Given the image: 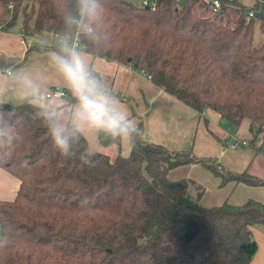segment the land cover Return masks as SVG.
I'll list each match as a JSON object with an SVG mask.
<instances>
[{"label":"trees","instance_id":"obj_1","mask_svg":"<svg viewBox=\"0 0 264 264\" xmlns=\"http://www.w3.org/2000/svg\"><path fill=\"white\" fill-rule=\"evenodd\" d=\"M153 1L156 6L147 7L102 0L108 25L97 26L96 39L65 23L76 0H0V30L21 20L25 36L54 37L56 45H40V51L57 50L65 35L73 42L78 37L81 51L131 67L199 113L213 111L235 127L247 120L249 147L262 149L256 143L260 138L264 145V41L257 46L255 39L258 25L264 33V20L248 18L242 2L225 3L211 16L204 0ZM10 66L21 64L0 56V68ZM70 101L63 109L48 105L66 118ZM0 103L14 113L18 134L0 169L19 183L14 200L0 201V240H7L0 264H251L258 251L253 228L264 227V203L206 207L199 203L204 189L170 173L197 164L222 186L264 187V179L143 136L128 156L120 152L122 142L99 137L118 154L97 152L91 157L97 166L89 167L78 156L59 154L28 102ZM73 151L90 154L85 136Z\"/></svg>","mask_w":264,"mask_h":264},{"label":"crops","instance_id":"obj_2","mask_svg":"<svg viewBox=\"0 0 264 264\" xmlns=\"http://www.w3.org/2000/svg\"><path fill=\"white\" fill-rule=\"evenodd\" d=\"M13 29L0 30V56L13 66L17 64H21V66L18 69L12 68V66L5 69L0 68V85L16 90L11 95L0 97V102L13 105L27 102L24 99L23 85L20 80V77L25 74L41 88L42 101L50 89L61 88L66 91L61 77L44 54L56 50L54 48H47L44 51L36 49L40 45L47 47V42L54 40V37L42 35L36 38H25L22 26L16 31ZM87 59L92 67L110 83L120 98L122 106L139 124L143 125L145 141L161 145L174 152L189 150L197 157L217 159V163L235 173L248 172L264 179V150L254 149L249 145L240 150L233 149L231 146L236 139L248 143L252 139L250 124L247 120L243 121L233 132V127H230L231 125L221 115L213 111L205 113L195 111L131 67L109 61L103 57H94L88 53ZM8 71L11 72V75L8 74ZM63 99L53 100L50 103L62 106L68 103L70 96ZM84 136L87 139L90 154L104 152L112 157L118 154V148L115 146L102 147L95 133L85 132ZM130 151L131 146L127 141H123L121 154L128 156ZM190 165L200 168L195 164ZM176 172L175 175H172L171 171L170 178L172 180H180L178 178L182 176V173L181 171ZM189 177L197 178L193 174H190ZM211 181V187L208 189L216 196V202H212L210 197L206 199L205 194L202 202L207 207H212L217 202L221 205L230 191V188L219 189V180L211 179ZM18 184L13 175L0 169V201L14 200ZM233 184L231 183V185ZM253 192L258 194L257 197L264 203V187H254L244 183L233 185V190L228 197L232 198L240 193L241 196L238 199L236 197L235 202L241 203L254 197ZM253 236L258 244V251L251 264H264V227L255 226Z\"/></svg>","mask_w":264,"mask_h":264},{"label":"clouds","instance_id":"obj_3","mask_svg":"<svg viewBox=\"0 0 264 264\" xmlns=\"http://www.w3.org/2000/svg\"><path fill=\"white\" fill-rule=\"evenodd\" d=\"M69 27H76L90 38H99L98 25H108L106 10L102 0H76L75 14L69 12L64 17ZM107 34V33H106ZM110 42V34H108ZM62 79L67 94L71 97L66 118L48 105V98L42 102V91L27 74L20 77L24 99L35 109L37 119L47 129L53 147L65 159L79 158L82 164L96 167L98 161L91 157L77 155L74 144L82 142L85 132L103 137V142L119 143L127 141L134 146L143 129L128 111L112 89L110 83L95 70L87 59V53L73 46L71 35L62 37L56 51L44 53ZM16 90L0 85V97L11 95ZM14 115L0 103V160L10 155L13 142L17 139ZM27 164V162H25ZM7 240H0V248H5Z\"/></svg>","mask_w":264,"mask_h":264},{"label":"rangeland","instance_id":"obj_4","mask_svg":"<svg viewBox=\"0 0 264 264\" xmlns=\"http://www.w3.org/2000/svg\"><path fill=\"white\" fill-rule=\"evenodd\" d=\"M129 1H131V2H134V3H136V4H140L141 3V0H129ZM21 26H22V22H21V20H19L16 24H15V26L14 27H12V28H14L13 30L14 31H16L17 29H20L21 28ZM261 32V29H260V25H258L257 26V33H256V39H255V44L257 45V46H259V45H261L262 43H263V41H264V33L262 32V33H260ZM150 80V79H149ZM64 100V99H63ZM48 102H53V100L52 99H48ZM65 112H66V110H65ZM230 127H233V129H232V131L233 132H235L236 131V129H237V127H235V126H233V125H231ZM228 131H230V129H227ZM232 132V133H233ZM260 141H261V139L259 138L258 140H257V143H256V145H258L257 147H260V148H262L261 146H259L260 145ZM242 148H245V147H242ZM242 148H240V149H242ZM239 149V150H240ZM189 151V150H188ZM176 152H187L186 150H182V151H176ZM114 158V157H113ZM216 161H217V159H216ZM195 165H197V164H195ZM202 170H199L200 168H198V167H196V166H193V165H184V166H181V167H179V168H177V169H175V170H173L172 171V175H175L177 172L176 171H181V173H182V176H180L178 179H180V180H182V179H189V180H192V181H194V182H196V184H197V186L199 187V188H202V189H204V194H203V196L206 194V199H208L209 197H210V199H212V202H216V196L212 193V191L211 190H209L208 188L209 187H211L210 185L212 184V181H211V179L212 180H219V189H224V188H230V191L227 193L228 195H227V198L225 199V201H227L229 204H233V205H243L244 203H246L248 200H250L249 198L246 200V201H244V202H241V203H236L235 201L241 196V194L240 193H237L234 197H228L229 196V194L232 192V190H233V185L235 186L236 184H233V185H231V183H229V184H227V185H225V186H222L221 185V179L220 178H218V177H216V175L210 170V169H208V168H206V167H204V166H202V165H198ZM226 170H228V171H231L230 169H228V168H226V167H224ZM179 169V170H178ZM231 172H233V173H235L234 171H231ZM179 173V172H178ZM190 174H193V175H195L197 178H191V177H189V175ZM235 174H238V173H235ZM211 176V177H210ZM195 191V188H194V190H193V192ZM253 196L254 197H250L252 200H256V201H260L259 200V198L257 197L258 196V194H256V193H254L253 192ZM203 196L200 198V200H199V203L201 204V205H203V206H205L204 205V203L202 202V199H203ZM193 197V198H192ZM192 201H193V203H196V202H198V196L197 195H195V194H193L192 195ZM236 197H237V199H236ZM224 201V202H225ZM223 202V203H224ZM261 202V201H260ZM222 203V204H223ZM263 203V202H262ZM220 204H218V202L217 203H214V205H212V207H214V206H219ZM207 207V206H206Z\"/></svg>","mask_w":264,"mask_h":264},{"label":"built area","instance_id":"obj_5","mask_svg":"<svg viewBox=\"0 0 264 264\" xmlns=\"http://www.w3.org/2000/svg\"><path fill=\"white\" fill-rule=\"evenodd\" d=\"M204 2L206 3L207 9L209 10L211 16L220 13L225 3L229 4L235 2H242L249 6L248 18L252 19V18L260 17L261 19L264 20V0H204ZM141 5L147 7L150 5L156 6L153 0H141ZM24 37L26 38L28 36L24 35ZM46 45L55 46L56 41L54 40L48 41ZM73 46L78 47L80 49V41L78 37L74 39ZM8 74L11 75V72L8 71ZM45 97L52 100H60L68 97V94L64 89L53 88L46 93ZM248 145L249 143L247 141L236 139L231 146L233 149H240ZM262 149L264 150V145L262 146Z\"/></svg>","mask_w":264,"mask_h":264}]
</instances>
